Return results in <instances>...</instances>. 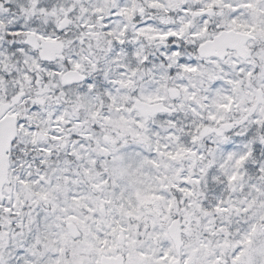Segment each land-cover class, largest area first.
<instances>
[{"label": "snow or ice", "instance_id": "snow-or-ice-1", "mask_svg": "<svg viewBox=\"0 0 264 264\" xmlns=\"http://www.w3.org/2000/svg\"><path fill=\"white\" fill-rule=\"evenodd\" d=\"M0 264H264V0H0Z\"/></svg>", "mask_w": 264, "mask_h": 264}]
</instances>
